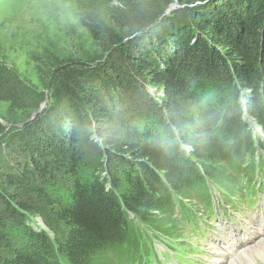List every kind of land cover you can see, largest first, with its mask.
<instances>
[{
	"label": "trees",
	"instance_id": "obj_1",
	"mask_svg": "<svg viewBox=\"0 0 264 264\" xmlns=\"http://www.w3.org/2000/svg\"><path fill=\"white\" fill-rule=\"evenodd\" d=\"M109 1L122 6L111 25L84 17L106 54L94 69L104 71L51 62V133L24 129L31 139L8 152L14 169L0 161V264H112L134 244L132 217L165 228L156 218H168L173 197L193 200L211 181L226 193L236 180L220 166H254L249 122L264 135V0ZM125 11L135 20L129 32ZM4 99L38 109L1 71ZM41 208L62 238L31 227Z\"/></svg>",
	"mask_w": 264,
	"mask_h": 264
},
{
	"label": "rangeland",
	"instance_id": "obj_2",
	"mask_svg": "<svg viewBox=\"0 0 264 264\" xmlns=\"http://www.w3.org/2000/svg\"><path fill=\"white\" fill-rule=\"evenodd\" d=\"M174 5L173 9L178 7L177 4ZM121 8L122 6L109 0H0V72L4 71L12 81L19 82L23 94L38 106V109L31 110V107L23 108L12 104V101L0 100V155L3 158L0 161H5L10 169L14 167L10 164L8 152H11V148H19L18 141L21 139H31L29 134L24 133V129L31 127L32 135H40L42 132L48 137L51 133L49 130L47 132L46 128L54 116L51 110H57V103L53 100L52 90L45 85L49 64L56 59L63 62L71 60L82 62L88 68L94 69L106 54L102 52L98 43L91 39L85 14L93 13L106 24L111 25L118 20L119 10L115 11V9ZM134 21L131 14L125 11L120 22L122 29L129 32L133 29ZM104 69L105 67L94 69L93 74H96V70L103 72ZM96 76L98 77V74ZM44 114H48L47 123L42 122L41 116ZM262 138H264L263 133ZM23 164L27 165L26 159ZM221 167L218 168L223 171V175L232 177V174ZM259 196L261 198V195ZM47 215L48 212L41 208L35 217H31V227L43 229L50 240H53L55 235L62 238L61 227L52 223ZM263 217L264 207L255 214L245 210L234 215L238 225L245 223L248 218H255L257 225ZM156 219L166 226L160 228L166 234H170L173 238L189 240L190 235L186 226L178 217L169 215L167 218L163 215ZM130 223L134 237L136 228L131 219ZM251 231H254L253 225L250 230L242 228L233 233L227 232L224 239L230 242L235 240L236 245L240 246L243 235L250 236ZM234 249L246 248L234 247ZM214 256L222 257L224 259L222 264H231L235 260L234 250L215 249ZM205 258L209 262L212 259L210 254ZM244 260L245 258L242 259L244 264H264L262 259H253L249 262ZM97 262L108 264L101 258ZM138 264H163V262L158 254L148 252Z\"/></svg>",
	"mask_w": 264,
	"mask_h": 264
},
{
	"label": "bare ground",
	"instance_id": "obj_3",
	"mask_svg": "<svg viewBox=\"0 0 264 264\" xmlns=\"http://www.w3.org/2000/svg\"><path fill=\"white\" fill-rule=\"evenodd\" d=\"M248 251L250 252L248 253ZM244 258L246 261L248 260V262L253 261V259H262L264 262V239L254 242L246 249H238V251L235 253V260L233 259L234 261L231 262V264H244L242 262V259ZM216 262H218V260H216ZM219 264L222 263L220 262Z\"/></svg>",
	"mask_w": 264,
	"mask_h": 264
},
{
	"label": "water",
	"instance_id": "obj_4",
	"mask_svg": "<svg viewBox=\"0 0 264 264\" xmlns=\"http://www.w3.org/2000/svg\"><path fill=\"white\" fill-rule=\"evenodd\" d=\"M197 4H198V3H197ZM173 7H175V5L171 6V7L167 10L166 13H169V12L173 9Z\"/></svg>",
	"mask_w": 264,
	"mask_h": 264
}]
</instances>
